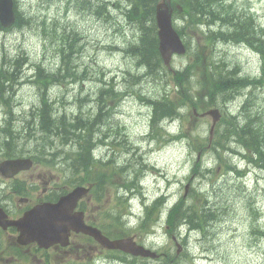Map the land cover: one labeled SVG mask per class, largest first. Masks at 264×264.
I'll return each instance as SVG.
<instances>
[{"label":"rangeland","instance_id":"rangeland-1","mask_svg":"<svg viewBox=\"0 0 264 264\" xmlns=\"http://www.w3.org/2000/svg\"><path fill=\"white\" fill-rule=\"evenodd\" d=\"M46 1L20 0L19 4L22 12L29 17H35L32 27L13 29L12 31L0 29V61L6 52L12 58L24 54L30 59L28 67H25L24 77L20 80L21 83L15 86V97L11 105L17 117L14 133L19 135L21 132L23 138H25L18 140L20 148L24 146L31 152L35 145L43 143L39 138L35 139V141L27 138L30 135L28 130H31L28 127V121H32L31 118L35 119L37 116L36 111L31 110L40 106L45 94L49 93L51 98L57 101L66 99L74 102V98L78 96H81V98L86 97V95L82 94V91H88L90 92L88 100L83 102V104L80 103V105L84 106L86 110H94L95 107L98 108V98L95 97L96 91L102 85V82L98 79L106 77L104 80L112 83L113 79L111 78H114L116 81L115 86L118 89L120 88L121 92L123 91L122 93L128 90V95H120L119 97H122V100L118 101L116 99V102L112 103L111 107L107 109L109 111V109L114 108V111L111 116L105 117V123L112 121L110 124L111 129L116 130L118 140L124 142L120 147L126 146L128 148L132 142L135 146L138 145L142 148L143 157H147L146 159L150 163L156 165L157 172H148L143 178V183L149 196L156 197L162 192L166 193L169 191L173 200L176 201L185 194V187L189 185L187 195L191 193L192 188L207 192L210 199L213 198L218 201L219 208L223 213L222 220L213 223L205 235L201 232H195L187 248L183 246L182 251L187 249L188 252L195 256L198 259L195 261L196 264H264L263 172L249 166L251 167V172L243 179L239 178L235 173H226L235 165H239L240 168L245 167V163H249V161L244 159L242 155L238 156L235 154L232 156V154L229 155L227 152L216 153L213 151V147H220L214 144L211 147V152L204 153L200 157L202 168L207 167V169L202 170L203 174L200 173L201 175L199 174V176L204 177L206 175V177H199L189 181L191 166L195 164L199 154L197 152L190 153L188 143L194 144V136L198 133L202 134V132H205L206 136L209 135L212 124L211 118H204L201 122L200 120L194 121L191 113L187 112L184 114L185 118L182 122L165 123L169 131L185 132L187 138L181 141L172 140L168 144L163 142L161 138L157 141L149 139L147 135L150 132V108L146 107V104L142 103L135 94H143V96L150 98L161 96L168 88L166 82L171 79L167 77L160 79L161 77L156 76L142 77L135 85L134 79L127 75L126 71L128 70H138L135 65V59L128 55L126 56L119 49L115 50L113 47L118 46L122 49L125 43L131 41L132 37L135 39L137 35L134 32L131 34L132 28L125 21L122 11L111 10L112 15L117 17L121 25H124L123 29L119 31V26L116 24H100V21H96V16H93L89 11H79L73 8L65 16V0H53L51 6H47ZM96 1L98 0H94L95 3ZM102 1L109 2L111 6H115L118 2L124 3V0ZM238 7L242 9L251 8L255 13V20L257 19L258 23L264 26V0H239ZM45 16L48 18L47 23L49 25L52 24V19L57 17L65 21L63 24L82 28V32L86 37V47L81 59L91 69V72H95L96 69L95 81L92 82L90 80L85 84L80 83L73 87L61 84L51 88L49 91L39 88L38 84L33 82L31 78L32 72H30L33 63L44 62L48 68L56 69L58 62L55 48L51 47L41 32V20ZM108 47L112 48L108 50ZM220 50L221 54L228 56L231 63L238 64L244 74L255 75L259 72L262 59L256 53L233 45L226 49L221 47ZM187 61H189L187 57L174 58L173 67L175 69L182 67ZM24 65L25 62L23 61L19 71H22ZM4 69L8 70L9 68L5 67ZM102 72L105 73V77L102 76ZM13 90L14 86L7 91L12 92ZM129 90H134L136 93L131 94ZM242 101L243 99L238 98L235 102L227 104V108L239 111L243 105ZM78 105L77 103L75 105L72 104L68 108L70 110L79 109ZM261 105H263V102ZM193 122L194 124L191 125ZM232 147L235 149V146ZM36 148H39V146H36ZM104 150L106 152L109 151L108 149ZM133 151L132 149L128 153L129 158L132 161L139 160L140 156L136 157L137 152L133 154ZM57 157H60V154ZM220 165L223 167L219 168L218 166ZM73 167L71 164L69 165V169ZM46 168L48 167H45L47 171ZM209 170L210 173H208ZM45 176L50 179V183H59L60 186H64L66 183L60 170L45 174ZM20 177L29 184L33 183L28 174H23ZM82 177L77 175L76 179ZM43 179V177H39L40 183H44ZM169 180L172 182L170 190L168 189ZM212 182L214 183L212 184ZM116 193V189H110L102 202L91 206L89 211L90 218L96 219V224L100 226L108 225L105 221L109 218V214L117 213L113 208L117 202L115 199ZM132 207L138 210L140 207L139 201H135ZM121 210L124 212L123 207ZM165 229L166 226H159L152 239L154 240L153 247L155 250L163 248L169 243ZM152 240H149V242ZM80 242L81 238L79 237L76 243ZM101 250L96 249V252H94L91 249L82 248L81 252L84 257H79V262L87 261L94 264L96 261V264H122L120 261L109 257L107 251ZM76 254V252H73V255ZM69 256H66L65 262L77 257L72 256L69 258ZM63 258L64 256L57 254L53 264H62ZM148 262L149 264H161L163 261Z\"/></svg>","mask_w":264,"mask_h":264},{"label":"trees","instance_id":"trees-1","mask_svg":"<svg viewBox=\"0 0 264 264\" xmlns=\"http://www.w3.org/2000/svg\"><path fill=\"white\" fill-rule=\"evenodd\" d=\"M157 1L135 0L134 8L128 15V18L133 23L136 22L141 32L139 42H137L136 46H131L129 51L139 58V65L147 70L146 75L161 77L160 79L164 77L171 79L166 82L168 88L164 94L154 98H144L153 108L151 117V127L153 130H158L157 125L164 119H183L182 109L188 111L192 108L206 110L218 106L219 98L229 102L235 100L231 98L240 87L249 85L256 87L258 84L264 86V66L261 75L263 78L253 79L248 76L239 78L237 77L238 69H231L230 63L224 56L219 55L218 58L210 55L204 56L200 53L202 51L201 48L198 50V47L190 46V61L184 68L175 71V73L169 72L163 66L158 51L157 27L154 20ZM180 1L178 0L179 3H181ZM182 2L187 17L190 18L191 22L193 20L194 22L204 21L209 24L218 23L217 30H213L207 35L210 42H214L218 38L230 40L236 37L238 41H246L251 47L256 48L264 59V29L259 31L260 36L256 39L252 33L255 30L251 27V24L249 23L250 26H248V22L244 23V21H241V17H236L238 13L233 11L232 7L229 8L224 4L220 5L219 0H182ZM90 7L91 5H89L88 10H90ZM99 9L103 11L104 7L96 6L93 12L99 15ZM22 16L25 17L19 11L16 26L27 25L25 23L27 20L24 21ZM249 30L250 34L248 35ZM44 33L46 36H50L52 43L56 44V50L59 53L62 65L54 73L43 67V65L36 64V82H40L39 84L43 83L41 85L46 89L51 82H59L65 78L86 80L88 70H84V68L82 69L76 64L77 57L84 50V43H80L82 40L80 30L76 27H72L69 30L65 26L59 25L58 28H51L45 25ZM18 63L22 62L18 60L17 65ZM20 66L21 64L18 65V67ZM17 71L19 72L18 69ZM3 75L6 79L5 81L14 78V74L4 73ZM115 95L108 89L100 90L98 115L96 111L95 113L86 115L81 110L75 116L58 113L53 108V104H50L46 98H44L42 106L38 109L40 112L38 118L40 128L44 134L46 133L48 137L50 135L55 136L54 138L58 139L62 145L75 140L79 143V148L73 156L74 162L72 164L75 163L73 164L74 172L83 171V179L93 176L96 172L92 167L91 148L94 146V142H96V138L94 137L96 128L102 124V119H106L105 117L109 113L107 111L108 103ZM239 95L240 93H235L236 97ZM242 103L244 104V102ZM103 110H105L104 114ZM260 113L262 116H258L255 119H247L244 123L237 121L236 118H233V120L225 118L224 122L227 124L228 133H218L216 145L220 148H214L216 153H219L217 152L219 150L237 152L236 147L235 149L232 147L234 144H237L246 150V152H243L245 155L242 152H238L237 154L242 155L245 159L248 157L250 162L254 163L255 166L264 168V116L262 111ZM231 140L234 141L231 142ZM201 141L204 142L205 138L198 136L196 144H191L190 147L195 151H205V143ZM48 145L52 146L53 141L43 143V147L40 150L41 154H39L41 157L40 161L52 164V159H49L45 155ZM73 153L74 151L71 154ZM200 170L201 166L199 163L195 164L192 172L194 174L201 173ZM192 198V202L188 205L185 204L184 200L176 205L172 212H170L171 214L167 223L170 226H174L177 217L179 219L187 218L193 227L198 228L196 232H205L207 224L210 221L218 219L216 212L217 204L212 200H208L206 195H203L202 198L197 191H194ZM175 257V255L171 256L173 259L171 264H191L184 263Z\"/></svg>","mask_w":264,"mask_h":264},{"label":"water","instance_id":"water-1","mask_svg":"<svg viewBox=\"0 0 264 264\" xmlns=\"http://www.w3.org/2000/svg\"><path fill=\"white\" fill-rule=\"evenodd\" d=\"M169 1L170 0H164L163 3L159 4L157 7V20L158 25L160 28L159 36H160V50L162 53V56L166 62V64L170 63V60L172 58V55L174 53L183 54L185 53V47L183 46V43L181 42L179 36L174 31L172 27V11L169 8ZM0 20L4 26H10L15 21L14 16V10H13V0H0ZM82 191L76 190L70 198L63 199L62 204L66 203H73ZM63 215L66 216L65 213L58 210L57 216H59L60 219L59 222L67 224L69 220L66 217H63ZM82 223L77 221H72L70 223L71 227L74 229H80L85 232H95L96 238L99 239L106 247L108 248H120L129 252H132L136 255H149V252L144 251L142 248L136 247L131 241L129 240H120V241H109L108 239L104 238L98 230L92 231L84 228Z\"/></svg>","mask_w":264,"mask_h":264},{"label":"bare ground","instance_id":"bare-ground-1","mask_svg":"<svg viewBox=\"0 0 264 264\" xmlns=\"http://www.w3.org/2000/svg\"><path fill=\"white\" fill-rule=\"evenodd\" d=\"M185 1H187V0H185ZM190 1H196V0H190ZM85 3H87V5H93L91 2H85ZM18 4H19V2H18ZM152 6H153V2H152ZM27 20V22H25V23H27V25L25 24V25H22V26H20L19 27V29H25V28H30V27H32L33 25H34V21H33V19H31V18H28V19H26ZM196 24H198V23H196ZM132 32H134L137 36H136V38L135 39H133V37H132V42L133 43H135V44H137V42H139V37L141 36L140 34H141V32H140V30L138 29V27H137V24H136V22L135 23H133V27H132V30H131V34H132ZM24 61V60H23ZM22 61V62H23ZM4 72L5 73H9L10 72V69H4ZM40 75V74H39ZM38 78V77H37ZM39 78H40V76H39ZM6 80V79H5ZM9 80V79H8ZM40 83V82H39ZM41 84H43V83H41ZM13 87V84L11 83V82H9L8 84H6V86L4 87V90H8V89H11ZM236 100H233L232 102H227V104H231V103H233V102H235ZM243 102V101H242ZM104 109V108H103ZM36 113H37V116H36V118L38 117L39 118V114H40V112L38 111V110H36ZM105 113V110H103V114ZM99 113H97V115H98ZM53 115V114H52ZM57 117V116H56ZM35 118V119H36ZM50 118V117H49ZM21 119V118H20ZM87 125V124H86ZM37 140V139H36ZM133 154H135L137 151H136V149L135 148H133ZM243 153V152H242ZM244 154V153H243ZM236 155H238V156H241L240 154H236ZM245 155V154H244ZM137 156H140L139 154H138V152H137V154H136V157ZM245 159V158H244ZM246 160H248L249 162H250V160H249V158L247 157L246 158ZM73 164H75V163H73ZM73 164H71L72 166H73ZM201 173L203 174V171H201ZM208 173H210V170H209V172ZM207 173V174H208ZM77 175H81V174H79L78 172H77ZM201 175V174H200ZM204 177H206V175L204 176ZM80 179V178H79Z\"/></svg>","mask_w":264,"mask_h":264},{"label":"flooded vegetation","instance_id":"flooded-vegetation-1","mask_svg":"<svg viewBox=\"0 0 264 264\" xmlns=\"http://www.w3.org/2000/svg\"><path fill=\"white\" fill-rule=\"evenodd\" d=\"M45 198L46 199H50L51 195H49V193H46L45 195ZM5 198H9L10 195H4ZM51 200V199H50ZM5 208L7 210V212L11 215H9L8 213V218L10 220H13V219H17L19 218L22 214H24L25 212H27L28 210H30L32 208V206H29V207H25V209H23L22 211L18 212L21 208V205L20 203H10L8 205H5ZM80 210H83V202L81 203V207H80ZM18 212V213H17ZM15 213H17L16 215H14ZM11 232H14L15 233V229L14 227L11 228ZM15 230V231H14ZM13 235H11L10 237H12ZM90 243V242H89ZM89 248H92L93 250L96 251V247H90Z\"/></svg>","mask_w":264,"mask_h":264}]
</instances>
